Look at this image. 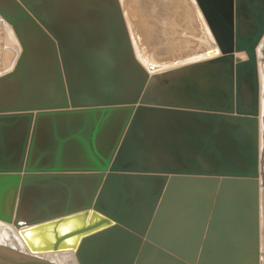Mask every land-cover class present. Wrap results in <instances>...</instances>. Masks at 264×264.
Wrapping results in <instances>:
<instances>
[{"label":"water","instance_id":"water-1","mask_svg":"<svg viewBox=\"0 0 264 264\" xmlns=\"http://www.w3.org/2000/svg\"><path fill=\"white\" fill-rule=\"evenodd\" d=\"M195 2L206 56L148 69L121 0H0V264H263L264 0Z\"/></svg>","mask_w":264,"mask_h":264},{"label":"rangeland","instance_id":"rangeland-1","mask_svg":"<svg viewBox=\"0 0 264 264\" xmlns=\"http://www.w3.org/2000/svg\"><path fill=\"white\" fill-rule=\"evenodd\" d=\"M138 59L146 68L165 69L206 56L210 39L195 0H121ZM0 74L13 58L8 26L0 18ZM206 29V30H205ZM262 247L264 264V44L262 47ZM187 61V62H186ZM153 73V71L151 72ZM68 253L53 254L59 256ZM71 258V257H70ZM72 259V258H71ZM57 264H76L59 256Z\"/></svg>","mask_w":264,"mask_h":264},{"label":"bare ground","instance_id":"bare-ground-1","mask_svg":"<svg viewBox=\"0 0 264 264\" xmlns=\"http://www.w3.org/2000/svg\"><path fill=\"white\" fill-rule=\"evenodd\" d=\"M7 29H8L7 32H8V36H9V44L13 48V51H10V52L14 53V56L8 62L7 67H5V69H6L5 72H8L13 68V66H14V64H15V62H16L19 54H20V50H21L20 44H19L16 36L14 35L12 28L9 27ZM5 72H3V73H5ZM0 244L11 245L12 247L18 248V249H24L25 248V244L23 243L18 232L11 225L4 223V222H1V221H0ZM59 256H61L62 258L65 257V259H68V260L73 259V261L77 264L75 255L72 251H68V253H64V254H61ZM59 256H55L53 254L45 255V257L48 260L53 261L55 263L58 262L57 258H59Z\"/></svg>","mask_w":264,"mask_h":264}]
</instances>
